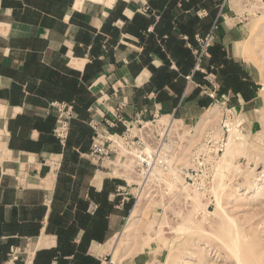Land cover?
<instances>
[{"label": "crops", "instance_id": "1", "mask_svg": "<svg viewBox=\"0 0 264 264\" xmlns=\"http://www.w3.org/2000/svg\"><path fill=\"white\" fill-rule=\"evenodd\" d=\"M230 1L0 0V264H104L133 207L124 172L90 156L97 133L247 111Z\"/></svg>", "mask_w": 264, "mask_h": 264}, {"label": "rangeland", "instance_id": "2", "mask_svg": "<svg viewBox=\"0 0 264 264\" xmlns=\"http://www.w3.org/2000/svg\"><path fill=\"white\" fill-rule=\"evenodd\" d=\"M230 2L231 17L240 27L237 56L256 80L255 100L247 111L212 107L191 130L174 125L168 131L169 168L187 181L181 171L190 167L193 150L203 147L208 137L221 139L224 124L236 129L241 150L222 179L219 203L211 192L213 181L204 194L193 186L183 190L167 173L143 188L135 149L128 153L118 148L108 162L128 177L131 185L122 193L133 209L106 247L104 264H238L230 251L234 238L250 263L264 264V0ZM211 44L210 32L209 48ZM166 126V120L149 118V148ZM228 133L223 135V149ZM167 184L173 188L167 189ZM192 191L198 193L197 200H192Z\"/></svg>", "mask_w": 264, "mask_h": 264}, {"label": "built area", "instance_id": "3", "mask_svg": "<svg viewBox=\"0 0 264 264\" xmlns=\"http://www.w3.org/2000/svg\"><path fill=\"white\" fill-rule=\"evenodd\" d=\"M197 48L194 49L195 68H198L202 59L208 56V49L210 46V33L205 36H196ZM137 126H127L124 133L121 135L115 134H96L95 140L91 144L90 156L98 159H108L112 154L116 153L118 148H123L126 152L132 151L136 153L138 160L139 176L141 182L144 178L149 176L153 170L166 171L169 168V129L167 128L162 134H156L155 141H153L150 152H146L147 145L146 138L149 134L146 128L148 120L141 121ZM138 127V128H136ZM223 135L228 133V127L224 124L222 127ZM67 125L66 123L60 124L56 129L55 134L58 138L64 139L66 137ZM223 135L221 139L208 140L203 144V147L193 150L190 167L183 168L181 174L191 186L196 187L199 191L207 194L214 171L215 162L218 159L219 153L223 148ZM149 148V147H148ZM10 260H17V254L14 250L10 252Z\"/></svg>", "mask_w": 264, "mask_h": 264}, {"label": "bare ground", "instance_id": "4", "mask_svg": "<svg viewBox=\"0 0 264 264\" xmlns=\"http://www.w3.org/2000/svg\"><path fill=\"white\" fill-rule=\"evenodd\" d=\"M263 4H264V2H263ZM173 127H174V125H172V123L170 124L168 122L167 126H166V129L168 128V129L171 130ZM236 135L237 134H236V129L235 128L229 129L228 137L226 138L227 141H226V143L224 145V149L222 148L223 152H222L221 156H219V158L216 161V164L214 166V177H213V180H212L213 182H212L211 192H212V194L215 197L216 204L219 203V201H218V190L223 187L222 179H224L225 172L228 171V169L231 167L232 161L234 160L235 156L241 150L240 145L237 142ZM150 151H151L150 148L147 147L146 148V152L149 153ZM167 173L171 174L173 179L176 180L179 184H181V186H183V190H190L191 189L190 188L191 187L190 183L188 181H184L181 178H179V176L174 172V170L171 169V166H170V168H167L166 171L153 170L149 174V176L144 178L143 182L141 183V186L144 188L153 179L158 178V177H163V174L165 175ZM167 185H168L167 189L169 188V190H171V188H173V184H167ZM192 193L194 194V195L191 196L192 200H197L198 193H196V191H192ZM239 245H238V242H237L236 238H234L232 240L231 249H230V251L233 253V256H234L235 260L238 262V264H254L255 262L254 263H252V262L250 263V261H249V260H252V259L248 258L249 260H247V257H246L247 255L246 256H245V254L243 256L241 255L240 246Z\"/></svg>", "mask_w": 264, "mask_h": 264}]
</instances>
